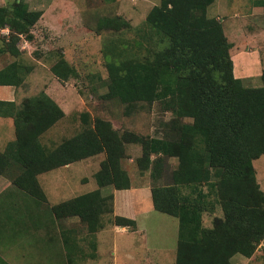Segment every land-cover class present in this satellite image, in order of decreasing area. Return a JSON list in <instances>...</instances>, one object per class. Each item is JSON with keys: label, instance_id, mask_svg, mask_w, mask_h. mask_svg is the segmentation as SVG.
Here are the masks:
<instances>
[{"label": "trees", "instance_id": "obj_1", "mask_svg": "<svg viewBox=\"0 0 264 264\" xmlns=\"http://www.w3.org/2000/svg\"><path fill=\"white\" fill-rule=\"evenodd\" d=\"M214 1L161 0L145 19L143 34L150 39L157 36L152 54L114 56L106 63L105 98L127 107L163 100L166 110L175 113L164 127L165 136L120 133L109 120L82 111L81 130L48 146L41 135L64 112L42 90L19 104L0 100V116L12 117L14 125V139L0 150V174L19 171L11 176V184L45 200L37 174L104 153L94 173L98 188L52 207L56 215L61 210L62 217L77 215L94 231L101 226V214L112 212V195L100 196V188L130 187L121 159L126 143H140L137 164L140 170L150 169L153 179L160 176L167 158H177L170 182L151 186L154 209L178 219L175 264H233L234 254L250 257L264 240V192L253 166V160L264 154V69L258 87L244 86L234 76L231 43L221 21L207 16V7ZM256 4L264 12V0ZM39 17L40 12L27 9L22 0L0 5V28L9 30L8 47H0V53L18 56L14 41L23 35L31 39L30 29ZM101 20L102 28L116 27V18ZM29 69L12 61L0 69V86H19ZM50 70L61 81L77 75L62 56ZM215 204L222 216L215 215L211 227L202 226V214L214 212ZM113 222L136 227L133 219L123 216H114ZM0 264L7 263L0 258Z\"/></svg>", "mask_w": 264, "mask_h": 264}, {"label": "rangeland", "instance_id": "obj_2", "mask_svg": "<svg viewBox=\"0 0 264 264\" xmlns=\"http://www.w3.org/2000/svg\"><path fill=\"white\" fill-rule=\"evenodd\" d=\"M14 1L0 0V5L8 6ZM22 1L27 5V9L40 12V17L30 29L31 39L28 40L23 35L14 41V44L20 49L18 56L8 51L0 53V69L12 61L21 62L29 66L30 69L24 73L25 78L18 86L20 89L17 86L0 87L1 96L15 89L18 94L15 102L19 103L24 94L25 97L47 89L54 96L60 97L62 100L64 98V107L69 113L70 121L65 125V127L68 126V130L63 134H68L69 137L81 130L82 123L79 114L82 111H88L92 117L96 116L109 120L120 133L130 131L145 138L165 136L164 127L175 113L166 110V104L163 100H155L151 103L138 102L127 107V104L121 103L117 99H108L104 96L107 92L108 77L106 63L110 58L114 56L117 58L125 56L142 58L145 54H152L157 48V36L153 34L151 35L152 39H150L143 33L147 27L146 15L154 5H159L161 0ZM236 2H239V0H228V4L225 5L223 0H215L207 7V16L215 17V15H219L220 19L225 18L224 27L227 21L238 19L236 23L237 25L239 23L240 27L236 31H228V29L225 31L226 37H229L233 44L231 54L242 56L244 46L251 48L255 44L254 41H250L248 38L245 40L243 37L248 32L246 25L257 22V25L264 26V14H254L252 18H248L241 13L235 18L237 12ZM103 18H116V21H113V25H116V27L102 28L101 19ZM4 29L7 28H0V47L2 48L8 47L7 43L9 41V30L4 33ZM262 41L260 44L259 42L256 43V45L259 44L264 57V42ZM25 44H27V47H25ZM249 50L247 52H250ZM60 56L75 68L77 72L75 77L61 81L53 75L50 67ZM245 83H243L244 86L254 85L257 87L262 85L260 77L248 80ZM179 119L184 122L189 121L186 117ZM10 122H8V119H0V148L3 149L9 140L14 139L13 125ZM50 141L58 143L61 141V137L54 138L47 134L43 142L48 144ZM141 154L140 143L125 144L121 166L128 173L130 185L151 187L170 182V172L177 165L176 157L167 158L160 166L162 168L160 176L153 179L150 176V169H139L137 160L141 157ZM151 157L153 158L154 154ZM253 165L257 182L263 184L264 154L255 159ZM93 167L94 164L82 166L81 163H74L72 165L68 174L70 175V181L73 183L75 194H80L88 189V184L81 179L84 176L91 179L89 173L91 169H94ZM201 187L204 191L208 189L204 183ZM187 191L188 189H183V192ZM146 204L148 205V202L144 201L143 205ZM214 208V213L206 212L202 214V226L211 227L214 215L222 216L220 206L215 204ZM105 216L109 217V214ZM152 217L166 219L165 217L168 216L153 212L147 218L139 219L141 224L149 228L150 238H152L153 229L161 227L162 224V221H153L155 218ZM176 228L175 226V230ZM131 240L118 239L119 248L116 251L118 256L123 257L121 258L122 261H126L128 264H134L127 255L134 253ZM140 240L136 239L135 244H139ZM143 240L141 241L142 244ZM169 240L172 244V250H166V246H169L170 243L163 245L164 240L145 239V251L153 255V258H156V261L161 264H174L176 253L174 249L177 245V239ZM112 250L113 248L110 246L111 257L113 256ZM44 254L42 252V255ZM166 254L172 255L173 258H169V255L166 256ZM105 258L110 259L107 254ZM32 262L33 264H49L51 262L62 264L65 260L51 258L32 260Z\"/></svg>", "mask_w": 264, "mask_h": 264}, {"label": "crops", "instance_id": "obj_3", "mask_svg": "<svg viewBox=\"0 0 264 264\" xmlns=\"http://www.w3.org/2000/svg\"><path fill=\"white\" fill-rule=\"evenodd\" d=\"M223 2L225 5L228 4V0H223ZM236 4L237 12L235 13V18L241 13L248 18H252L254 14H264L262 7L256 4V0H239ZM215 17L221 20L225 35L226 29L228 31H236L240 27L239 23L238 25L236 23L238 22L237 18L235 19L236 21H227L224 27L226 19H220L219 15H215ZM246 29L248 32L243 37L245 40L248 38L250 41H254L255 44L251 48L244 46L242 56L231 54L233 44L230 38L227 37L231 43L230 56L233 62V74L235 77L240 78L244 84L248 80L260 77L264 69V57L259 47L260 42L262 40L264 42V26L257 25V22H251L249 25H246ZM258 42L259 44L257 46L256 43ZM248 49H250V52H247ZM250 86L256 87L254 85ZM0 87L9 86L5 85ZM44 92L64 112V115L41 135V142L46 144L43 142V139L47 134H50L54 138L61 137V139L69 137L68 134L63 133L68 130V126L65 127V125L70 119L68 117L69 113L64 107V98L62 100L60 97L54 96L47 89ZM17 95V90L13 89V91H8L3 96L0 95V100L15 102ZM0 119H8V122L11 120L10 123L13 125L12 117L0 116ZM58 143L50 141L46 145L52 146ZM0 150H3V148H0ZM103 158L104 153L101 152L37 174L36 178L44 193L45 200L37 199L25 190L11 184V176L19 171L9 172L7 175L0 174V258L7 264H33L32 260L51 258L65 260L62 264H128L126 261H122L121 258L123 257L118 256L116 251L119 248L118 239H132L131 244L133 245L132 249H134V253L127 255L134 264H161L156 261V258H153V255L145 251V239L164 240L163 245L170 243L169 246H166V250H172V244L169 239H177L178 241V219L175 216L154 209L150 186L141 187L131 184L129 188L125 189H116L112 186L100 188V196L112 195V212L101 214V226L94 231H90L88 226L77 215L62 217L61 210L58 211L57 215L52 210L54 205L71 200L98 188L94 173L99 169L100 161ZM74 163H81L82 166L94 164V169H91L89 173L91 179H88L86 176L81 179L88 184V189L80 194L74 193V186L68 174ZM258 183L264 192V181L263 184L259 181ZM144 201L148 202V205H143ZM153 212H159L168 217H165L166 219L152 217L155 218L153 221L159 220L162 221V224L161 227L153 229L152 238H150L148 234L149 228L141 224L139 219H145ZM107 214H109V217L105 216ZM114 216L133 219L136 227L130 229L128 226L117 225L113 222ZM175 226L177 227L176 230ZM136 239H141L139 244H135L134 241ZM142 240L143 244L141 243ZM110 246L113 248L112 257L109 252ZM42 252L45 254L42 255ZM106 254L110 259L105 258ZM168 255L169 258H173L172 255ZM168 255L166 254V256ZM80 259L83 260L79 261ZM230 260L233 264H264V240L258 245L250 257L234 254ZM175 261L176 253L174 264ZM49 264L56 263L51 262Z\"/></svg>", "mask_w": 264, "mask_h": 264}, {"label": "clouds", "instance_id": "obj_4", "mask_svg": "<svg viewBox=\"0 0 264 264\" xmlns=\"http://www.w3.org/2000/svg\"><path fill=\"white\" fill-rule=\"evenodd\" d=\"M3 32L4 33H7L8 32V29H4ZM25 47H27V44H25Z\"/></svg>", "mask_w": 264, "mask_h": 264}]
</instances>
